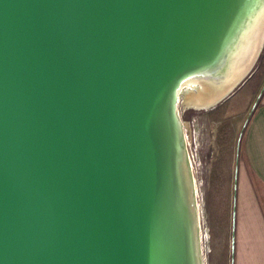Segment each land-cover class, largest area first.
Listing matches in <instances>:
<instances>
[{
	"label": "water",
	"instance_id": "1",
	"mask_svg": "<svg viewBox=\"0 0 264 264\" xmlns=\"http://www.w3.org/2000/svg\"><path fill=\"white\" fill-rule=\"evenodd\" d=\"M251 1L0 0V264L199 263L175 91Z\"/></svg>",
	"mask_w": 264,
	"mask_h": 264
},
{
	"label": "rangeland",
	"instance_id": "2",
	"mask_svg": "<svg viewBox=\"0 0 264 264\" xmlns=\"http://www.w3.org/2000/svg\"><path fill=\"white\" fill-rule=\"evenodd\" d=\"M264 89V39L252 65L208 108H176L195 186L201 264H232L230 227L246 123ZM182 98V99H181Z\"/></svg>",
	"mask_w": 264,
	"mask_h": 264
},
{
	"label": "crops",
	"instance_id": "3",
	"mask_svg": "<svg viewBox=\"0 0 264 264\" xmlns=\"http://www.w3.org/2000/svg\"><path fill=\"white\" fill-rule=\"evenodd\" d=\"M236 175L232 264H264V89L244 129Z\"/></svg>",
	"mask_w": 264,
	"mask_h": 264
},
{
	"label": "bare ground",
	"instance_id": "4",
	"mask_svg": "<svg viewBox=\"0 0 264 264\" xmlns=\"http://www.w3.org/2000/svg\"><path fill=\"white\" fill-rule=\"evenodd\" d=\"M264 39V0H252L237 24L227 43L219 66L209 71H200L181 79L176 87L177 100L181 96L184 105L194 108H208L217 97L236 84L249 65H244L255 44L262 45ZM189 164V163H188ZM195 220L197 226V204L194 200L195 186L191 175ZM200 254L199 263L200 264Z\"/></svg>",
	"mask_w": 264,
	"mask_h": 264
}]
</instances>
